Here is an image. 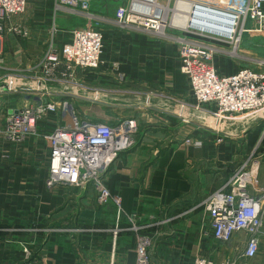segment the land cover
<instances>
[{
  "label": "crops",
  "instance_id": "crops-1",
  "mask_svg": "<svg viewBox=\"0 0 264 264\" xmlns=\"http://www.w3.org/2000/svg\"><path fill=\"white\" fill-rule=\"evenodd\" d=\"M89 1L85 11L56 0H28L24 12L5 20L0 72L22 74L26 82L20 93L4 92L15 97L4 102L0 115L43 96L26 84L42 76L39 62L51 41L61 50L75 29H101L103 63L76 72L83 97L66 95L58 73L44 99L68 98L97 121L137 119L135 146L119 155L106 176L121 207L113 200L101 204L91 186L49 187L46 135L61 121L51 113L25 139H0V264H136L135 226L152 236V264H191L197 257L253 264L264 256V228L257 255L246 258L245 233L231 243L214 238L206 200L228 189L251 155L260 158L256 190H264V117L218 120L215 104H197L180 53L183 42L197 36L182 28L156 32L119 22L118 8L131 0ZM252 23L246 27L254 28ZM15 26L22 32L10 31ZM242 32L239 51L231 41V51L220 47L216 53L220 73L264 71V32ZM252 35L263 44L260 57L249 48Z\"/></svg>",
  "mask_w": 264,
  "mask_h": 264
},
{
  "label": "built area",
  "instance_id": "built-area-1",
  "mask_svg": "<svg viewBox=\"0 0 264 264\" xmlns=\"http://www.w3.org/2000/svg\"><path fill=\"white\" fill-rule=\"evenodd\" d=\"M56 3L80 7L85 11L90 8L89 0H56ZM27 4L28 0H0V38L5 32V20L24 12ZM193 4L195 9L196 6L203 5L217 8L223 13L230 12L234 18L228 35L193 27L185 30L197 36L196 39L185 40L180 49L181 70L188 78L197 104H215V116L218 120H236L238 116L264 117V71L243 68L234 74L220 73L214 66V59L221 49L208 44L205 39L237 42L238 32L250 31L246 27L249 19L255 22L251 30L264 32V0H242L238 3L231 0V9L199 1ZM149 6L145 0H131L128 5L118 8L117 19L121 23L141 25L156 32H160L161 25L165 30L169 28L167 21L161 20L157 13L146 11ZM156 11L161 12V9L158 7ZM213 19L221 23L218 26L222 31L229 30L226 18ZM239 27L241 30H238ZM10 31L22 32L17 27H11ZM104 51L102 30L90 25L75 29L72 40L61 50L51 41L39 62L42 76L32 78L26 84V87L38 93L43 92V96L34 103H25L18 109L0 115V139L21 141L35 133L39 122L51 113L59 114L61 121L46 135L50 144L47 178L49 187L73 186L86 189L91 186L97 191L101 204L113 200L121 207V199L113 195L106 184V176L119 155L135 146L139 128L137 119L124 118L116 123L97 121L75 110L68 98L44 99L49 94V88L60 80L58 73L64 83L66 95L83 94L77 83L76 72L78 68H98L103 63ZM5 74L0 72V92L12 95L20 93L19 88L25 85L26 77L16 73ZM95 98H99L98 92L95 93ZM259 164L260 158L251 155L231 177L229 188L215 191L206 200L214 238L221 243H230L236 234L245 233L248 236L244 251L246 258L257 255L264 228V190H256ZM134 229L138 234L136 264H152V237L142 233L138 226ZM191 264L215 262L207 257H197Z\"/></svg>",
  "mask_w": 264,
  "mask_h": 264
},
{
  "label": "bare ground",
  "instance_id": "bare-ground-1",
  "mask_svg": "<svg viewBox=\"0 0 264 264\" xmlns=\"http://www.w3.org/2000/svg\"><path fill=\"white\" fill-rule=\"evenodd\" d=\"M148 5V9L146 10L148 13L151 11L152 13H157V16L161 17V12L156 11V8L159 7L161 11H165L167 13L169 11V7H165L164 5H160L157 0H145ZM195 9L193 3H186V2H180L178 3V7L176 10H185V15H182L181 13H177L174 19V22L176 24L188 26L183 29L188 28H197V29H203L205 31L214 32V33H222L225 35L230 34V30L232 28V24L234 22V18L231 16L230 12H222L221 10L217 8H213L211 6H203L200 5V7H196ZM143 10L142 8H139ZM183 10V11H184ZM195 11V12H194ZM213 17H224L228 20L229 24H226V27L229 29L227 31H222V29L218 26L221 25L220 22L217 21V19H213ZM164 20V22L167 20V16L165 15L164 18L161 17V20ZM159 22V21H158ZM160 25V22H159ZM235 27V26H234ZM165 27L161 25L160 32H164ZM235 30V28H233ZM159 31V30H158Z\"/></svg>",
  "mask_w": 264,
  "mask_h": 264
},
{
  "label": "rangeland",
  "instance_id": "rangeland-1",
  "mask_svg": "<svg viewBox=\"0 0 264 264\" xmlns=\"http://www.w3.org/2000/svg\"><path fill=\"white\" fill-rule=\"evenodd\" d=\"M182 2V0H172L170 1V4H167V0H159L160 3L164 4L165 7H169V11L167 13H165V11H161V17L164 18V16L166 15L167 16V23H168V27H174L176 29H181V30H184L183 28L185 27H188V26H184V25H180V24H176L174 22V19H175V16L177 13H181L182 15H185L184 13H186V11L184 10H176L177 7H178V3ZM195 1H199V2H202V3H205L207 5H212V6H215V7H219V8H227V9H231V0H183V2H186V3H193ZM237 3L242 1V0H235ZM158 2V1H157ZM164 13V14H163ZM249 21H251L252 25L255 24V22L252 20V19H249ZM17 27V26H15ZM254 27V26H253ZM18 29H20L19 27H17ZM249 29V28H248ZM253 28H250V31H248L247 33H256L255 30H251ZM238 30H241V28L239 27ZM243 33L241 34V36L237 35V38H238V41L233 43V46L238 48V51H239V48H240V42L242 39L239 40V37L242 38L243 36ZM246 33V32H245ZM252 43H250L251 46H249V48H251V50H253L254 52L257 53V55L260 57V54H261V46L263 44L260 43V37L258 35H252ZM208 42V44L216 47V48H220V47H226L227 50L231 51V42H215V41H211V39H208V38H205ZM223 48V49H224ZM221 49V48H220ZM217 56V55H216ZM215 56V57H216ZM246 68H250V67H246ZM243 69V68H242ZM3 75H6L3 73ZM17 81H19V79H16ZM82 97H83V94L81 93ZM12 97H15V96H12V95H4L3 92H0V109H2L3 105H4V102H6L9 98H12ZM75 110L77 111H82L81 108L77 107V106H74L73 107ZM148 235V234H147ZM150 236V235H148ZM152 237V236H151ZM231 243V242H230ZM217 264H231V261L230 260H224L222 262H219ZM253 264H264V256H262L259 260L257 259Z\"/></svg>",
  "mask_w": 264,
  "mask_h": 264
},
{
  "label": "water",
  "instance_id": "water-1",
  "mask_svg": "<svg viewBox=\"0 0 264 264\" xmlns=\"http://www.w3.org/2000/svg\"><path fill=\"white\" fill-rule=\"evenodd\" d=\"M196 7H199V6H196Z\"/></svg>",
  "mask_w": 264,
  "mask_h": 264
}]
</instances>
